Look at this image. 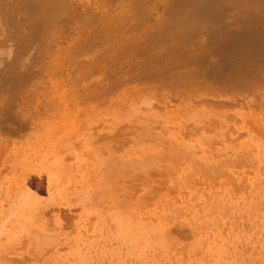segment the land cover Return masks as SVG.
Here are the masks:
<instances>
[{"label": "rangeland", "instance_id": "1", "mask_svg": "<svg viewBox=\"0 0 264 264\" xmlns=\"http://www.w3.org/2000/svg\"><path fill=\"white\" fill-rule=\"evenodd\" d=\"M220 8L0 0V264H264V0Z\"/></svg>", "mask_w": 264, "mask_h": 264}, {"label": "bare ground", "instance_id": "2", "mask_svg": "<svg viewBox=\"0 0 264 264\" xmlns=\"http://www.w3.org/2000/svg\"><path fill=\"white\" fill-rule=\"evenodd\" d=\"M223 1H230L234 4H238L242 1L244 2L245 0H184V2L187 4V13L184 20L191 23L195 22L200 16L203 15L216 16L221 10L220 4Z\"/></svg>", "mask_w": 264, "mask_h": 264}]
</instances>
